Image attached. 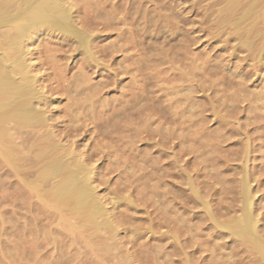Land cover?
<instances>
[{"label":"rangeland","instance_id":"rangeland-1","mask_svg":"<svg viewBox=\"0 0 264 264\" xmlns=\"http://www.w3.org/2000/svg\"><path fill=\"white\" fill-rule=\"evenodd\" d=\"M83 1L75 24L90 32L93 58L58 31L36 36L27 56L42 127L89 167L110 227L94 231L51 202L33 183L43 161L28 170L3 160L0 264H257L234 231L248 200L264 241V0H228L233 10L227 0ZM244 9L253 15L238 31L230 24ZM42 127L22 129L28 156Z\"/></svg>","mask_w":264,"mask_h":264},{"label":"bare ground","instance_id":"bare-ground-1","mask_svg":"<svg viewBox=\"0 0 264 264\" xmlns=\"http://www.w3.org/2000/svg\"><path fill=\"white\" fill-rule=\"evenodd\" d=\"M77 1V0H76ZM71 0H0V150L2 161H6L4 165L21 163L29 170L34 164L41 160L43 163L39 166L40 169L34 175L33 183L37 181L45 184L50 192L51 202L55 201L58 206L63 204V206H68L70 209L71 217H77L78 215H84V219L93 224L94 231L99 228H109L110 223L108 218L104 217L105 209L102 203L97 200L93 187L90 185V180L92 178L91 171L83 165L81 159L73 155L72 151L64 150L57 143L54 142L49 130L42 126L47 123L46 114L40 109L36 108L34 102L38 103L43 100V97L37 90V77L33 69L38 63L33 61H28V47L27 45L35 39L36 36L39 37L43 31H58L60 34L64 35V38L75 39L77 43V49L82 48L88 57L91 59V52L88 49V42L90 41L91 35L86 32L87 30L77 27L75 24L76 16L78 14V1ZM82 0H80L81 2ZM85 1V0H84ZM83 1V3H84ZM125 1V0H124ZM140 1V0H139ZM143 1V0H142ZM157 1V0H155ZM222 1V0H221ZM228 1V0H227ZM233 1V0H231ZM239 1V0H237ZM118 2V1H117ZM123 2V1H119ZM130 2V1H129ZM258 2V1H257ZM126 3V2H125ZM141 3V2H138ZM143 3V2H142ZM156 3V2H155ZM229 3V1H228ZM85 4V3H84ZM113 4V3H112ZM124 4V2H123ZM165 4V3H164ZM227 4V3H226ZM230 4V3H229ZM233 4V3H231ZM230 4V8H232ZM236 4V3H234ZM248 4V3H247ZM246 4V5H247ZM250 4V3H249ZM114 5V4H113ZM112 5V6H113ZM120 4L119 6H121ZM144 5V4H143ZM252 5V4H251ZM125 6V4H124ZM134 6V5H133ZM142 6V5H141ZM140 6V7H141ZM171 6V5H170ZM198 6V5H197ZM229 6V5H228ZM245 6V5H244ZM115 7V5H114ZM123 7V6H122ZM144 7V6H143ZM169 7V6H168ZM196 7V6H195ZM226 7V6H225ZM247 7V6H246ZM251 7V6H250ZM248 6L247 8L250 9ZM257 7V6H256ZM111 8V7H110ZM120 8V7H119ZM127 8V7H126ZM166 8V7H165ZM229 8V7H228ZM229 8V9H230ZM236 8V7H235ZM244 8V7H243ZM242 8V9H243ZM252 8V7H251ZM255 8V7H254ZM130 9V8H129ZM136 9V8H135ZM159 9V8H158ZM105 10V9H104ZM114 10V9H112ZM116 10V9H115ZM121 10V9H120ZM144 10V8H143ZM142 10V11H143ZM161 10V9H160ZM179 10V9H178ZM226 10V9H225ZM233 10V8H232ZM235 10V9H234ZM252 10V9H250ZM250 10L249 13L251 12ZM100 11V10H99ZM98 11V13H99ZM110 11V10H109ZM125 12L127 10H124ZM141 12V9L139 10ZM145 11V10H144ZM147 11V10H146ZM157 11V10H156ZM207 11V10H206ZM227 11V10H226ZM241 11V10H239ZM248 11L244 9V13L240 14L233 22L231 21L232 27L237 29V25L240 26L245 19H249ZM93 12V11H92ZM103 12V11H102ZM124 12V13H125ZM138 12V11H137ZM166 12V11H165ZM168 12V11H167ZM222 12V11H221ZM230 12V11H229ZM233 12V11H232ZM75 13V14H74ZM107 13V12H105ZM112 13V12H111ZM110 13V14H111ZM120 13V12H119ZM173 13V12H172ZM231 13V12H230ZM248 13V14H247ZM85 14V13H84ZM109 14V12H108ZM123 14V12H122ZM211 14V13H210ZM235 14V13H234ZM262 14V13H261ZM100 15V13H99ZM107 15V14H104ZM114 15V13L112 14ZM111 15V16H112ZM126 15V14H125ZM204 15V14H203ZM253 13H250V17ZM259 15V14H258ZM81 16V15H80ZM115 16H118L115 14ZM148 16V15H147ZM174 16V14H173ZM222 16V15H221ZM234 16V15H233ZM237 16V15H236ZM235 16V17H236ZM261 15L260 17L263 18ZM114 17V16H112ZM123 17V16H122ZM161 17V16H160ZM212 17V16H211ZM216 17V15H215ZM247 17V18H246ZM188 18V17H187ZM81 19V18H79ZM112 19V18H111ZM115 22L119 19L115 18ZM121 19V18H120ZM125 19V18H123ZM138 19V18H137ZM143 19V18H142ZM184 19V18H183ZM258 19V18H257ZM260 19V18H259ZM99 20V19H98ZM114 20V19H112ZM163 20V19H162ZM216 20V18H215ZM81 21V20H80ZM120 21V20H118ZM165 21V19H164ZM227 21V20H226ZM104 22V21H103ZM147 22V21H146ZM150 22V21H149ZM189 22V21H188ZM222 22V21H221ZM245 22V21H244ZM152 23V22H151ZM158 23V22H157ZM219 23V22H218ZM227 23V22H226ZM82 24V23H81ZM91 24V23H90ZM126 24V23H125ZM146 24V23H145ZM222 24V23H221ZM242 24V23H241ZM159 25V24H158ZM166 25V24H165ZM171 25V24H170ZM252 25V23H251ZM94 26V25H93ZM106 26V25H105ZM104 26V27H105ZM111 26V25H110ZM175 26V25H174ZM249 26V25H248ZM140 27V26H139ZM264 27V26H262ZM97 28V27H96ZM141 28V27H140ZM143 28V27H142ZM260 28V27H259ZM107 29V28H106ZM116 29V28H115ZM216 29V28H215ZM232 29V28H231ZM241 28L237 29L238 31ZM243 29V27H242ZM245 29V28H244ZM247 29V28H246ZM92 30V29H91ZM249 30V29H248ZM256 30V29H255ZM141 31V30H140ZM212 31V30H211ZM243 31V30H241ZM139 32V31H138ZM216 33V32H215ZM219 33V32H218ZM233 33V32H231ZM239 33V32H238ZM241 34L244 32H240ZM263 33V32H262ZM129 34V33H128ZM246 34V33H245ZM244 34V35H245ZM254 34V33H253ZM256 34V33H255ZM258 34V33H257ZM264 34V33H263ZM262 34V35H263ZM119 35V34H118ZM235 35V34H234ZM248 35V34H246ZM41 36V35H40ZM243 35H241L242 37ZM254 36V35H253ZM252 36V38H254ZM258 36V35H257ZM256 36V37H257ZM121 37V36H120ZM134 37V36H133ZM218 37V36H217ZM255 37V38H256ZM260 37V36H259ZM264 37V36H263ZM132 38V37H131ZM224 38V37H223ZM245 36L243 37V39ZM250 38V37H249ZM229 39V38H228ZM240 39V38H239ZM246 39V38H245ZM244 39V40H245ZM248 39V38H247ZM260 39V38H258ZM249 40V39H248ZM247 41V40H246ZM240 41L241 45L246 46L247 49L252 44L251 41ZM256 41V40H255ZM126 42V41H125ZM235 42V41H234ZM253 42V41H252ZM257 42V41H256ZM71 43V42H70ZM258 43V42H257ZM262 43V42H261ZM37 44V43H36ZM115 44V43H114ZM33 45V44H32ZM38 45V44H37ZM121 45V44H120ZM227 45V44H226ZM257 45V44H256ZM230 46V45H229ZM258 46V45H257ZM47 47V46H46ZM110 47V46H109ZM112 47V45H111ZM122 47V45H121ZM239 47V45H238ZM253 47V46H252ZM92 48V47H91ZM119 48V47H118ZM57 49V48H56ZM252 49V48H251ZM250 49V50H251ZM49 50V49H48ZM55 50V49H53ZM249 50V51H250ZM255 50V49H254ZM37 51V49H36ZM59 51V50H58ZM126 51V50H125ZM256 51V50H255ZM42 52V51H41ZM52 52V51H51ZM62 52V50H61ZM90 52V53H89ZM183 52V51H182ZM264 52V42L258 47L257 53L261 55ZM30 53V52H29ZM33 53V52H32ZM48 53V52H47ZM50 53V52H49ZM51 54V53H50ZM264 54V53H263ZM246 56V55H245ZM40 57V56H39ZM51 57V56H50ZM184 57V56H182ZM42 58V57H41ZM46 58V57H45ZM93 58V57H92ZM256 58V57H254ZM52 59V58H51ZM137 59V58H136ZM139 59V58H138ZM251 59V58H250ZM261 59V57H260ZM93 61V60H92ZM99 61V60H98ZM244 61V60H243ZM247 61V60H246ZM136 62V61H135ZM140 62V61H139ZM248 62V61H247ZM97 64V63H96ZM128 67V66H127ZM37 68V67H36ZM35 68V69H36ZM39 69V68H38ZM255 70V69H254ZM35 71V70H34ZM37 71V70H36ZM257 71V70H256ZM121 72V71H120ZM34 74V75H33ZM54 75V74H53ZM81 77V76H80ZM46 79V78H45ZM50 79V78H49ZM52 80V79H51ZM78 80V78H77ZM44 81V79L42 80ZM49 81V80H48ZM41 82V81H40ZM80 86V85H79ZM81 87V86H80ZM51 88V87H50ZM49 89V88H48ZM53 89V88H52ZM43 90V89H42ZM70 90V89H69ZM73 90V89H72ZM84 90V89H83ZM71 91V90H70ZM78 91V90H77ZM63 92V91H62ZM75 92V91H74ZM67 93V91H66ZM70 93V92H69ZM72 93V92H71ZM77 97V96H76ZM45 98V97H44ZM45 101V100H43ZM42 101V102H43ZM78 102V101H77ZM44 103V102H43ZM76 104V103H75ZM38 105V104H37ZM78 105V104H76ZM82 106V105H81ZM80 106V107H81ZM86 106V105H85ZM71 107V106H70ZM40 108V107H39ZM87 108V107H86ZM69 109V108H68ZM76 109V108H75ZM73 109V110H75ZM90 109V108H89ZM69 111V110H68ZM72 111V109H71ZM79 111V110H78ZM85 111V110H84ZM45 114V115H44ZM75 114V113H74ZM73 114V115H74ZM89 114V113H88ZM75 118V117H74ZM119 118V117H118ZM76 120V119H75ZM54 121V120H53ZM48 122V121H47ZM51 124V123H50ZM57 124V123H56ZM48 125V124H47ZM46 125V126H47ZM37 130L38 127L44 128L41 130L39 141L40 145L39 151L31 157L29 154L24 153L23 149L27 148L31 151L33 143H28L29 139L32 138L28 134L22 135V129ZM29 129V130H28ZM54 129V128H53ZM31 130V131H32ZM35 130V131H36ZM38 128V132H39ZM33 132V131H32ZM26 133V132H25ZM29 133V132H28ZM35 133V132H34ZM37 133V132H36ZM57 135V134H56ZM19 138V143H17L15 138ZM30 137V138H29ZM58 137V136H57ZM67 137V136H66ZM38 140V139H37ZM34 142V141H33ZM39 142V143H40ZM38 143V142H37ZM36 143V144H37ZM73 144V143H72ZM70 144V145H72ZM33 150V149H32ZM27 151V152H28ZM76 152V150H75ZM4 160V161H3ZM40 164V163H39ZM38 164V165H39ZM85 164V163H84ZM12 166V165H11ZM4 167V166H2ZM37 168V167H36ZM2 169V168H1ZM11 169V168H10ZM13 169V168H12ZM7 171V170H5ZM12 171V170H9ZM29 172V171H28ZM27 172V173H28ZM31 172V170H30ZM35 172V171H34ZM33 172V173H34ZM4 173V172H3ZM13 173V172H12ZM9 174V173H8ZM29 174V173H28ZM3 175V174H2ZM6 175V174H4ZM3 175V176H4ZM32 175V174H30ZM9 176V175H8ZM28 176V175H27ZM5 177V176H4ZM30 178V177H29ZM13 179V178H12ZM4 181V180H3ZM248 182V181H247ZM29 183V182H28ZM32 184V182H30ZM36 184V183H35ZM2 186V185H1ZM15 186V185H14ZM38 186V184L36 185ZM249 187V185H248ZM38 188V187H36ZM41 188V187H40ZM18 189V188H17ZM28 189V188H27ZM33 189V187H32ZM28 191V190H27ZM34 191V190H32ZM31 191V192H32ZM46 191V190H45ZM9 192V191H8ZM14 193V192H12ZM42 193V192H39ZM249 193V192H248ZM37 194V193H36ZM249 195V194H248ZM42 196H45L42 193ZM251 196V195H249ZM40 197V196H39ZM28 198V197H27ZM44 198V197H43ZM46 198V196H45ZM251 198V197H250ZM33 199V198H32ZM36 199V198H35ZM49 199V198H48ZM28 200V199H27ZM45 200V199H44ZM43 200V202H45ZM50 200V199H49ZM244 200V199H243ZM47 201V199H46ZM50 202V201H49ZM20 204V203H19ZM66 206V208H67ZM207 206V205H206ZM25 208V207H24ZM46 208V207H45ZM44 208V209H45ZM61 208V206H59ZM63 207V211H64ZM65 208V209H66ZM250 202L247 200V206L245 207L242 216L236 218L239 223V230H235L234 233L238 237H242L244 240L239 238L241 242L249 244L250 248L253 250L254 254H257L255 259L258 260L257 264H264V241L256 235V221L252 217L253 213L249 211ZM252 208V207H251ZM68 209V211H69ZM51 210V209H50ZM58 210V209H57ZM251 210V209H250ZM46 211V210H45ZM48 212V211H46ZM56 212V211H55ZM62 212V211H61ZM109 212V211H108ZM62 214V213H61ZM108 214V213H107ZM39 215V214H38ZM63 215V214H62ZM69 215V214H68ZM75 215V216H74ZM83 215L81 217H83ZM252 215V216H251ZM67 216V215H63ZM45 217V216H44ZM48 217V216H47ZM52 217V216H51ZM46 218V217H45ZM58 218V217H57ZM62 218V217H61ZM70 218V217H69ZM49 219V218H48ZM51 219V218H50ZM63 219V218H62ZM67 220V219H66ZM76 220V219H75ZM29 221V220H28ZM64 221V220H63ZM86 221V223H87ZM70 222V221H69ZM75 222V221H74ZM112 222V221H111ZM25 223V222H24ZM79 223V222H78ZM83 223V222H82ZM231 223V222H230ZM235 223V222H234ZM229 224V223H228ZM78 225V224H77ZM235 225V224H234ZM40 226V225H39ZM56 226V223H55ZM58 226V225H57ZM79 226V225H78ZM81 226V225H80ZM79 226V227H80ZM92 226V225H91ZM90 226V228H91ZM96 228H95V227ZM222 226V225H221ZM49 227V226H48ZM60 227V226H59ZM63 227V226H62ZM69 227V226H68ZM230 227V226H229ZM82 228V227H81ZM84 228V227H83ZM235 228V227H232ZM55 229V228H54ZM61 229V228H60ZM69 229V228H68ZM73 229V228H72ZM77 229V228H76ZM96 229V230H95ZM113 229V228H112ZM116 229V228H115ZM229 229V228H228ZM51 230V229H50ZM66 230V229H65ZM79 230V229H78ZM105 230V229H104ZM88 231V229H87ZM85 231L84 233H86ZM110 231V230H109ZM116 231V230H115ZM258 231V230H257ZM66 232V231H65ZM100 232V230L98 231ZM97 232V233H98ZM108 232V231H107ZM114 232V231H112ZM82 233V232H81ZM104 233V231H103ZM115 233V232H114ZM258 233V232H257ZM105 234V233H104ZM109 234V233H108ZM54 235V234H53ZM87 235V234H86ZM111 235V234H110ZM109 235V236H110ZM114 235V234H112ZM111 235V236H112ZM233 235V234H232ZM235 236V235H233ZM260 236V233H259ZM262 236V235H261ZM77 237V236H76ZM103 237V236H102ZM106 237V236H105ZM103 237V238H105ZM113 239L115 236H112ZM110 237V241L112 240ZM263 237V236H262ZM93 238V237H92ZM99 238V237H98ZM236 238V236H235ZM79 239V238H78ZM108 239V238H107ZM264 239V238H262ZM92 240V239H91ZM239 240V241H240ZM247 241V242H246ZM80 242V239H79ZM78 242V243H79ZM88 242V241H87ZM115 242V240H114ZM117 242V241H116ZM116 242L114 244H116ZM242 242V243H243ZM81 243V242H80ZM96 243V242H94ZM90 244V243H89ZM100 244V243H99ZM102 244V243H101ZM247 244V245H248ZM98 245V244H97ZM92 246V245H91ZM104 246V245H103ZM110 246V245H109ZM113 246V245H112ZM118 246V245H117ZM116 246V247H117ZM245 246V245H244ZM94 248V247H93ZM112 248V247H111ZM110 248V253H111ZM220 248V247H219ZM249 248V249H250ZM113 249V248H112ZM217 249V248H216ZM246 249V248H245ZM96 250V248H95ZM103 250V249H102ZM91 251V250H89ZM88 251V252H89ZM100 251V250H96ZM118 251V249H117ZM109 252V250H108ZM107 252V253H108ZM251 252V250H250ZM249 252V254H250ZM79 253V252H78ZM101 253V252H100ZM118 253V252H117ZM127 253V252H126ZM125 253V254H126ZM62 254V253H61ZM77 254V253H76ZM116 254V253H115ZM91 255V254H90ZM109 255V254H108ZM117 255V254H116ZM119 255V254H118ZM252 255V254H251ZM120 256V255H119ZM118 257V256H117ZM123 258V257H122ZM131 258V257H130ZM118 259V258H117ZM116 259V260H117ZM125 259V258H124ZM123 259V260H124ZM223 259V258H221ZM103 260V259H101ZM120 260V259H119ZM131 260V259H130ZM220 260V259H217ZM62 261V260H61ZM104 261V260H103ZM102 261V262H103ZM127 261V260H126ZM190 261V260H189ZM214 261V260H213ZM57 262V261H56ZM125 262V261H124ZM131 262V261H128ZM128 262L124 264H128ZM201 262V261H200ZM86 263V262H85ZM95 263V262H94ZM97 263V262H96ZM123 263V262H121ZM220 263V262H219ZM119 264V263H118ZM223 264L224 263L223 261Z\"/></svg>","mask_w":264,"mask_h":264}]
</instances>
